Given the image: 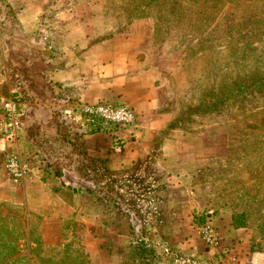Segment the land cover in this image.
Segmentation results:
<instances>
[{"label": "rangeland", "instance_id": "374dc122", "mask_svg": "<svg viewBox=\"0 0 264 264\" xmlns=\"http://www.w3.org/2000/svg\"><path fill=\"white\" fill-rule=\"evenodd\" d=\"M94 4L104 24L99 40L103 59L131 61L140 71L153 69L165 90L163 108L171 118L155 141L166 136L178 142L177 154L167 163L180 167L179 182L176 178L168 182L165 194L184 197L187 186L192 205V212L176 223L198 226L200 234L208 223L217 233L215 220L228 218L232 225H245L236 228L251 235V249H264V0H94ZM37 51L31 48V58ZM34 64L37 67V61ZM38 69L31 66L24 71V82L14 71L15 90L0 91L19 100L23 117L24 109L35 105L30 98L53 90ZM100 101L130 108L134 120L97 119L99 126L90 125L77 105L63 110V124L77 121L90 131L108 132L135 124L130 106L104 99L93 103ZM40 138L37 122L24 124L23 118L16 149L6 148L1 166L7 155L18 153L30 165L47 167ZM101 169H94L98 180L89 184L97 213V225L90 229L76 212L45 216L23 204L0 202V264H84V260L130 264L139 250L135 253L129 244L140 241L145 248L136 264L149 258L150 264H192L179 244L180 235L168 240L159 227L163 217L151 220L149 199L144 196L151 185L135 176L121 182L117 175L108 176L103 182ZM127 209L142 220L138 230ZM103 224L118 226L127 244L105 247ZM200 243L206 247L202 237Z\"/></svg>", "mask_w": 264, "mask_h": 264}, {"label": "crops", "instance_id": "0c3cea01", "mask_svg": "<svg viewBox=\"0 0 264 264\" xmlns=\"http://www.w3.org/2000/svg\"><path fill=\"white\" fill-rule=\"evenodd\" d=\"M103 34V19L95 11L94 0H0V91L15 90L14 71L24 82L23 73L31 66L43 70L41 78L53 87L49 94L30 98L35 105L26 107L23 117L24 124L37 122L41 128L44 147L40 152L49 165L31 164L28 177L15 184L7 178L0 159V202L23 204L45 216L76 212L90 229L97 225V213L89 184L98 180L94 169L102 168L103 182L108 176L117 175L119 182L135 176L151 185L144 195L151 220L163 217L159 227L168 240L180 235L179 244L192 264H264V250L251 249V235L228 218L215 220L222 245L211 249L201 245L198 226L176 223L192 212V205L187 186L184 197L165 194L168 182L180 180L176 176L180 167L167 163L177 154L178 142L166 136L155 141L171 118L163 108L165 90L153 69L140 71L131 61L104 60L99 44ZM32 47L38 50L35 59L30 56ZM4 97L0 92V98ZM99 99L133 108L135 124L109 132L90 131L77 121L63 124L64 109ZM9 147L16 149V144ZM6 148L0 139V155L6 154ZM127 211L138 230L142 220L135 210ZM103 228L105 247L127 244L118 226L103 224Z\"/></svg>", "mask_w": 264, "mask_h": 264}, {"label": "built area", "instance_id": "2783aa9c", "mask_svg": "<svg viewBox=\"0 0 264 264\" xmlns=\"http://www.w3.org/2000/svg\"><path fill=\"white\" fill-rule=\"evenodd\" d=\"M19 103V100L13 96L0 100V139L4 141L6 147L15 143L18 132L22 128L23 111ZM78 109L79 115L84 116L85 122L90 125L99 124L97 119L123 123H130L134 120V113L130 108L115 107L103 101L93 104L84 103L79 105ZM3 168L7 178L15 184L23 182L31 173L29 161L18 153L7 155ZM201 235L208 249L222 245V240L215 228L208 223L202 227Z\"/></svg>", "mask_w": 264, "mask_h": 264}, {"label": "trees", "instance_id": "16d2710c", "mask_svg": "<svg viewBox=\"0 0 264 264\" xmlns=\"http://www.w3.org/2000/svg\"><path fill=\"white\" fill-rule=\"evenodd\" d=\"M233 225H234V227H241V226H245L244 224H241V223H234L233 222ZM132 243V244H131ZM129 245L131 246V248H134V251H135V253H136V249L137 250H139V257H137V258H133V259H131V262L132 263H130V264H136V262H138V260H140L141 258H142V255H141V250H143V248H145V246L144 245H142L143 244V241H140V242H136V243H134V242H131ZM252 243H253V241H252ZM145 244V243H144ZM254 244V243H253ZM253 250H258V251H260V250H264V249H259V248H257V249H253ZM150 251L149 250H147V253H149ZM88 261V260H87ZM86 260H84L83 261V263L84 264H88V262H87ZM150 261H151V258H149L147 261H145L144 262V264H150Z\"/></svg>", "mask_w": 264, "mask_h": 264}, {"label": "water", "instance_id": "95a60500", "mask_svg": "<svg viewBox=\"0 0 264 264\" xmlns=\"http://www.w3.org/2000/svg\"><path fill=\"white\" fill-rule=\"evenodd\" d=\"M83 185V184H82Z\"/></svg>", "mask_w": 264, "mask_h": 264}]
</instances>
